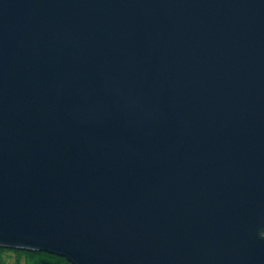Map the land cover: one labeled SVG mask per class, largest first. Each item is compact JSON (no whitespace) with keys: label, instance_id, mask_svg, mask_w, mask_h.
I'll return each instance as SVG.
<instances>
[{"label":"water","instance_id":"water-1","mask_svg":"<svg viewBox=\"0 0 264 264\" xmlns=\"http://www.w3.org/2000/svg\"><path fill=\"white\" fill-rule=\"evenodd\" d=\"M0 247L264 264V0H0Z\"/></svg>","mask_w":264,"mask_h":264},{"label":"trees","instance_id":"trees-1","mask_svg":"<svg viewBox=\"0 0 264 264\" xmlns=\"http://www.w3.org/2000/svg\"><path fill=\"white\" fill-rule=\"evenodd\" d=\"M14 261V262H13ZM0 264H73L69 259L49 253L0 247Z\"/></svg>","mask_w":264,"mask_h":264},{"label":"bare ground","instance_id":"bare-ground-1","mask_svg":"<svg viewBox=\"0 0 264 264\" xmlns=\"http://www.w3.org/2000/svg\"><path fill=\"white\" fill-rule=\"evenodd\" d=\"M45 253V252H44Z\"/></svg>","mask_w":264,"mask_h":264},{"label":"rangeland","instance_id":"rangeland-1","mask_svg":"<svg viewBox=\"0 0 264 264\" xmlns=\"http://www.w3.org/2000/svg\"><path fill=\"white\" fill-rule=\"evenodd\" d=\"M14 262V261H13Z\"/></svg>","mask_w":264,"mask_h":264}]
</instances>
